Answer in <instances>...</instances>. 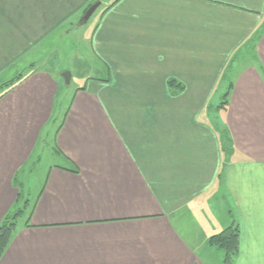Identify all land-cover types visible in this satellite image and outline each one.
I'll use <instances>...</instances> for the list:
<instances>
[{
	"label": "crops",
	"instance_id": "crops-1",
	"mask_svg": "<svg viewBox=\"0 0 264 264\" xmlns=\"http://www.w3.org/2000/svg\"><path fill=\"white\" fill-rule=\"evenodd\" d=\"M91 1L0 0V264H264V0H118L67 93L35 62Z\"/></svg>",
	"mask_w": 264,
	"mask_h": 264
},
{
	"label": "rangeland",
	"instance_id": "rangeland-1",
	"mask_svg": "<svg viewBox=\"0 0 264 264\" xmlns=\"http://www.w3.org/2000/svg\"><path fill=\"white\" fill-rule=\"evenodd\" d=\"M94 1H100L101 6L93 13L89 21L84 24L77 25V22L81 16V14H79V17L77 19L67 23V25L65 24L63 26L64 28L58 29L56 33H54L55 36L47 37L42 49L40 50V57H38L37 61L35 62L38 68H47L52 72H55L56 70L57 74L59 73L61 75L60 78H62V72L67 71L69 73H72V77L68 85H65L62 78L63 82H61V89L63 91L65 90V92L67 93H70L77 85H80L79 83L81 82V80H79L78 77H80L81 75L86 76L92 73L91 68L95 63L92 51L89 46V36L95 20L100 16V13L107 6H109L110 3H112V0H92L90 3ZM249 49L250 47L248 48L246 46L242 49V51L247 52L249 51ZM23 63H27V61ZM30 66L33 65L31 64ZM55 66H57L58 69H54ZM23 70H27V66L23 67V69L22 67H20V71H15L8 76L3 75L2 77H0V93L3 89V85L12 80V78L21 74ZM60 70L61 72H59ZM229 72L230 68H227L225 74L222 76V81L226 86L229 85ZM92 75H94V73ZM224 93L225 91L220 94V99L218 100V102H216L215 105H210V107L207 108L209 109L208 111L211 110V112H213L218 108L224 106ZM65 103L66 100L61 103V107H63ZM21 221L22 217H18V222Z\"/></svg>",
	"mask_w": 264,
	"mask_h": 264
},
{
	"label": "trees",
	"instance_id": "trees-1",
	"mask_svg": "<svg viewBox=\"0 0 264 264\" xmlns=\"http://www.w3.org/2000/svg\"><path fill=\"white\" fill-rule=\"evenodd\" d=\"M118 0H112L107 6L104 11L109 9L113 6ZM256 36L253 37V39L249 40V43L247 45H252L255 41ZM25 75L19 74L18 76L12 78V80L8 81L3 85V89L0 93V98L2 95L7 93L9 90L12 89V87L17 84L20 80L23 79ZM169 86L179 88L181 87V84L177 83L175 80L169 81ZM231 86H229L228 91L224 93V102L223 105H225L227 102L225 101L227 96L230 93ZM219 132V131H218ZM220 133L221 136V145L223 147V152L225 155V158L230 156L231 154V137L229 136V133L226 129H222ZM15 217L6 216V219H4L0 223V255L5 250L8 242L10 241V237L12 236L15 228ZM238 235H239V228L236 226H228L226 229L218 234H215V236H212L209 238V243L211 245L217 246L222 252H224V262L228 263L231 261V257L235 255L237 251L238 246Z\"/></svg>",
	"mask_w": 264,
	"mask_h": 264
},
{
	"label": "water",
	"instance_id": "water-1",
	"mask_svg": "<svg viewBox=\"0 0 264 264\" xmlns=\"http://www.w3.org/2000/svg\"><path fill=\"white\" fill-rule=\"evenodd\" d=\"M101 6V2L100 1H94L92 3H90V5H88L81 13V16L77 22V25L79 24H84L87 21H89L90 17L93 15V13ZM62 78L63 81L65 83V85H68L71 79V73L65 71L62 72Z\"/></svg>",
	"mask_w": 264,
	"mask_h": 264
}]
</instances>
